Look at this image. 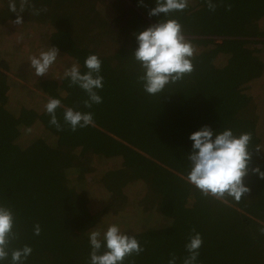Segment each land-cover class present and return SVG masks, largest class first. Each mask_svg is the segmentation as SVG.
I'll return each instance as SVG.
<instances>
[{"label":"trees","instance_id":"16d2710c","mask_svg":"<svg viewBox=\"0 0 264 264\" xmlns=\"http://www.w3.org/2000/svg\"><path fill=\"white\" fill-rule=\"evenodd\" d=\"M104 1L31 0L37 9L63 11L12 23L13 36L30 47L0 53V205L13 211L18 234L10 248L33 249L24 264H90L89 233L116 224L144 249L123 264H168L173 255L183 264L193 229L203 239L197 264H264V179L250 170L244 183L251 191L240 202L205 197L185 179L190 136L205 125L251 133L249 168L264 171V0H212L215 11L206 0H189L183 11L152 17L156 0H122L120 10L121 0H112L110 15ZM5 4L0 33L16 19ZM162 19L182 25L196 50L194 71L149 95L132 57L135 34ZM88 25L111 45L89 41L101 39ZM49 46L59 55L37 77L29 58ZM92 54L102 61V103L86 108L87 93L70 86L64 71L78 63L87 72ZM49 98L61 101L63 131L49 123ZM68 107L91 112L94 124L72 131L63 119ZM147 199L156 207L144 209ZM0 264H12L11 255Z\"/></svg>","mask_w":264,"mask_h":264},{"label":"clouds","instance_id":"9594fccd","mask_svg":"<svg viewBox=\"0 0 264 264\" xmlns=\"http://www.w3.org/2000/svg\"><path fill=\"white\" fill-rule=\"evenodd\" d=\"M206 2L210 11L216 10L217 5L212 0ZM188 5L189 0H156V7L152 8L148 15L167 16L172 12L185 10ZM8 8L10 12L16 14V19L11 21L15 25L24 23L21 14L26 10L32 9L34 15H39L41 11L35 8L31 0H9ZM228 8L230 10L231 6ZM42 10L47 11L46 8ZM135 38L139 46L132 57L140 64L142 74L138 76V82L142 83L147 94L162 93L166 85L181 81L185 75H190L194 71L192 58L196 50L184 36L182 25L177 20L162 19L135 34ZM58 55L59 49L49 46L46 50H41L39 56H31L30 67L35 75L37 77L47 75ZM101 65L99 57L92 54L84 61L87 72L82 73L78 63L72 64L64 71V78L70 79V86H78L87 93L88 99L84 101L86 108L102 103V97L96 91L103 88ZM60 106L59 99L49 98L45 109L51 117L50 125L55 126L58 131H63L56 115V110ZM63 119L65 124L70 125L72 131L94 124L91 112H81L71 107L64 109ZM251 138V133L236 136L231 129L214 133L207 125L192 133L190 139L194 143L191 154L187 156L190 171L185 179L205 197L211 196L222 202L232 198L240 202L241 198L251 191L244 183V178L250 170L264 179V171L259 167L249 168L253 154L249 149ZM255 150L259 152L261 149L257 146ZM14 224L15 215L11 208L0 205V261L7 259L10 254L12 264H24L33 249L28 245L19 249L10 248L12 242L18 238V234L13 230ZM192 231L194 235L189 236L185 245L189 255L183 259V264H197L199 249L203 245L201 234L195 229ZM260 232L264 234V228H261ZM34 234L37 236L41 234L39 224L35 225ZM89 240L90 264H123L128 257L140 255L144 251L135 235L122 233L116 224L110 225L103 234L98 230H92L89 233ZM131 264L135 262L132 261ZM168 264H177L175 255L169 259Z\"/></svg>","mask_w":264,"mask_h":264},{"label":"rangeland","instance_id":"374dc122","mask_svg":"<svg viewBox=\"0 0 264 264\" xmlns=\"http://www.w3.org/2000/svg\"><path fill=\"white\" fill-rule=\"evenodd\" d=\"M112 0H105L104 2H103V4H105V11H104V13L105 12H107V14L108 15H110L111 13H113V10H112V6H108V3L109 2H111ZM8 2H9V0H6V4H5V7L4 8H6L7 7V5H8ZM122 0L119 2V4H118V8L120 7V6H122ZM19 6V5H18ZM85 7L86 8H88V6L87 5H85ZM38 8V7H37ZM36 8V9H37ZM42 10V9H41ZM119 10H120V8H119ZM53 11V12H52ZM59 11H63V9L61 8V9H59L58 11H54L52 8L51 9H49V10H47V11H44V12H46V14H50V12H52V14H56V13H59ZM40 13H41V11H40ZM103 13V14H104ZM1 14V13H0ZM42 14V13H41ZM40 14V15H41ZM22 16H23V18H33V19H35V20H38V19H40L39 17H40V15H34V14H32V11H30V9L29 10H26L25 12H23L22 14H21ZM100 15H102V14H100ZM0 18H6L4 15H0ZM85 29L86 30H89V32H88V34L89 35H95L97 32H98V30H96V28H95V26L94 25H88V26H86L85 27ZM14 30V26L12 25V23H11V26H6L5 27V29H4V32L3 33H0V53L1 52H3V51H11V49H14L13 51H14V54H17L18 52H20V51H23V50H26V49H28L30 46H29V44L27 43V41L26 40H24V41H20V42H18L19 40L18 39H16V36H13V31ZM91 30H96V31H91ZM107 30V29H106ZM91 31V32H90ZM99 33V32H98ZM96 34V36H98L99 37V39H101V41H98V40H96V41H92V40H89V41H91L93 44H96L97 46H99V47H101V46H103V44H109V42H111L112 40H111V38H106V36H104L105 34ZM107 35V34H106ZM105 39H107V42H104V40ZM114 43H115V45H117V43L118 42H120V41H118V39L117 38H115L114 39ZM109 45H111V44H109ZM9 76H12V77H15L16 78V76L14 75V74H9ZM17 79V78H16ZM18 80V79H17ZM20 82H22V84L24 85V86H27V87H32L29 83H27V82H24V81H22V80H19ZM142 206L144 207V209H150V208H154V207H156V204H151V203H149L148 202V199L142 204Z\"/></svg>","mask_w":264,"mask_h":264}]
</instances>
